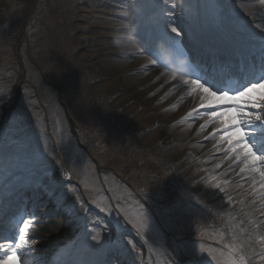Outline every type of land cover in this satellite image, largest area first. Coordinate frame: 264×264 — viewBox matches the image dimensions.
I'll return each instance as SVG.
<instances>
[{
    "label": "rangeland",
    "instance_id": "rangeland-1",
    "mask_svg": "<svg viewBox=\"0 0 264 264\" xmlns=\"http://www.w3.org/2000/svg\"><path fill=\"white\" fill-rule=\"evenodd\" d=\"M155 1H141L142 9L152 7ZM106 2L0 0V173L9 167L19 170L8 176L6 183H13L26 172L27 177L43 176L44 181H52L64 194L67 188L69 201L76 199L93 221L87 228L90 232L98 229L108 236L132 232L131 237L119 238L123 248L128 246L141 264H256L263 254L243 253L237 243L235 228L240 219L236 221L235 211H261L263 201L256 203V197L264 194V180L254 185L242 171L233 180L221 179L219 170H212L211 164L202 165L204 157L192 153L194 142L190 140L184 143L190 149L184 151V156H189L176 157L173 165L168 164L167 147L160 145L163 141L168 146L178 141L174 134L171 139L166 137L164 131L156 136L157 149L139 144L136 136L141 140L145 128L159 119L145 121L152 112L129 102L133 92H124L127 98H121L122 107L111 108V99L119 100L124 86L119 80L109 83L111 76L96 67V48H89L91 42L101 40L118 45L125 36V48L132 45L134 52H141L142 44L139 47L135 39L140 33L137 29L134 32L130 28L125 34L109 25L116 18L111 17L112 8ZM118 2L124 7V1ZM192 7H186L188 15L193 16L187 31L197 36V25L205 23L202 10L195 12L196 7ZM214 9L222 23L227 16L218 4ZM161 26L170 31L174 27L163 25L162 20ZM161 26L160 32L165 35ZM180 36L176 40L185 39ZM137 55L135 59H152L146 53ZM101 56L107 61L117 58L109 51ZM147 67L155 70L151 65ZM167 93L159 97L171 99ZM141 115L144 128L130 129V119ZM213 140L208 138L205 144ZM222 142L224 147L227 140ZM211 150L213 159L234 155L233 151ZM260 164L264 171V163ZM176 169L183 170V174ZM63 172L68 174L67 180ZM27 207L28 203L22 206L25 212ZM58 218L51 216L54 221ZM257 218L264 219L261 214ZM7 220L0 223V228ZM97 220L104 229L95 226ZM243 232L241 241L247 244ZM260 232L264 238V225ZM110 260V264H117Z\"/></svg>",
    "mask_w": 264,
    "mask_h": 264
},
{
    "label": "bare ground",
    "instance_id": "bare-ground-1",
    "mask_svg": "<svg viewBox=\"0 0 264 264\" xmlns=\"http://www.w3.org/2000/svg\"><path fill=\"white\" fill-rule=\"evenodd\" d=\"M118 1H124V7L121 8L122 3ZM141 1L144 0H107L106 5L111 6L112 8L111 13L113 15H111V17L116 18V20L114 19L115 21L109 25L114 28L119 27L122 32L127 34L130 28L135 29L138 27L139 23H142V29L137 30L141 33L144 30V27L148 28V26L153 25V19H155V17H159L160 21L162 20L163 25L167 27L174 26L177 27V29L179 28V31L182 33L180 37H185L183 40L185 44L188 43L191 46H197V44L192 43L191 41L196 39L193 38L194 36H191L189 31H187V22H189V19L191 20L193 16L188 17L186 7L193 6L196 7H192L195 12L199 9L202 10L203 22L209 29L208 34L205 36H199L200 39L205 42L203 47L200 49L201 51L199 50V53L205 55L222 52L227 63H230L228 60L232 57L229 56V53H224L223 49L227 46L238 47L239 45L240 47H249V44H257L248 38L249 32L251 31L249 25L253 22V19L255 23L264 25V6L259 5L258 0H211L209 2H206V0H156L154 5L152 7H148V9H142ZM183 3H185V7H183ZM215 4H218L220 7L221 5H226L230 18L227 17L225 20H222L221 23V19L217 17V13L214 9ZM118 9L120 10L118 11ZM212 10H214V12ZM249 12L260 14L253 17L247 14ZM190 14L192 13L190 12ZM226 15H228L227 12ZM231 15L234 16V18H232ZM197 27L199 28L198 25ZM94 30L96 31L97 28ZM165 30L167 38L171 37L173 40L177 39L175 34L169 29ZM240 30L244 31L243 38L237 37ZM157 32L158 31L152 26L151 33L156 35ZM218 32L223 35L226 34V37H218ZM147 34L148 32L145 33V36ZM127 38L128 37L123 36V38L119 41L121 44L118 45L108 43L105 40H101L97 43L91 42L89 44V48H96V52L98 54L95 58L96 67L99 68L102 73H106L111 76L109 83L113 84V80H119L120 82L118 83H120L121 87L124 86L122 90L123 93H120L121 96L119 100H116L115 98L111 99V101H113L111 102V108L117 109L122 107L121 98H127V93L124 92H133V98L130 99L129 102L134 101V104H141L144 108H150V111L152 112V115L145 118V121H148L149 119L154 120V118L159 119L145 128V130H147H144L141 140L140 136H136L139 139V144L147 145V147L152 145L154 149H157V145L154 146V144L157 143V140L155 142L156 136L161 131H164V135L166 137L171 139L174 134L173 137L177 138L178 141H173L174 143L170 146L165 144L166 142L164 143L163 141L160 145L163 148L167 147L165 153H169L165 158L169 159L170 163L168 164L173 165V161H175L176 157H181V159H183L189 156H184V151L190 150L185 148L187 146L184 147V143L187 140H190L194 142L192 145L193 148H191L192 153H196L197 156L204 157L202 158V165L209 167L211 164L212 170H219L221 173V179L233 180L239 177V171L244 169L242 172L246 174L245 176H247V180L250 183L257 185L260 180H264V171L261 169L262 165L260 162L256 164V168L253 170L251 164L244 159V156L239 152V149L234 152V155L232 153H228L231 152V148L227 142H225V146L223 147V142L220 139L222 133L219 134V131H217L214 135H210L213 133L214 129H220L223 126L219 123V121L209 122V117L206 116L204 112L219 109L199 108L201 103V94L198 91L192 92L190 85L183 84V79L176 78L173 80L172 77L168 76L165 78L161 75L162 71L159 68H155L154 71H149L147 66L150 64L147 60L143 57L142 59H135L139 53L134 52V46L131 45V47L128 48L129 50L125 48ZM146 38H149V36ZM219 45L220 49H218ZM259 48H257V51L261 54V56L255 55L254 59L256 62L262 64L264 63V51ZM107 51H109L113 56L121 59L116 58V60L109 59L107 61L106 59L101 58V55ZM171 52L167 54L166 58L174 60L175 55ZM240 53V51H237L238 58H241L242 60L244 59L247 62L251 61L248 55ZM211 61V63H214L213 60ZM130 81L134 82L129 84ZM147 82H149L150 85H145ZM117 84L116 87L118 86ZM165 91H168V93ZM163 93L169 94L171 99H168L167 97H159ZM193 109H196V111H193ZM190 112L192 114L189 116L188 114ZM130 116H128L127 119ZM141 118H143L142 115L140 117H132L130 119L131 123L129 124L130 129L137 131L144 128L145 123L143 125ZM225 119H227V117H225ZM202 124H207V127L203 130H201L200 127ZM171 125L173 126L171 127ZM208 138H210V140H214L205 144V142L208 141ZM210 150L211 153H217L224 150V152H227L229 155L227 158L220 156L213 159L210 157V155H212L209 154ZM217 165H219V167H217ZM10 168L11 167H9L0 177V181L4 180L8 176ZM14 171L15 170H12L11 172ZM175 171L183 174V170L181 169H176ZM214 173H216V171ZM23 174L26 176V173ZM56 182L60 183L57 179ZM7 184L11 183L9 182ZM7 184L5 183L3 186H6ZM64 189L66 194L67 188ZM33 190H35V193L37 194H42L41 200H44L48 206L41 210L39 221H42V223L37 225L36 230L33 233V235L38 237L37 242L35 244L29 243L26 248L22 249L25 254V260L28 258L29 263L32 264H65L67 259L62 254L64 251L75 252L76 258L73 260L72 264H91V261H95L99 264L101 260L105 259V250L114 240L112 241L107 234L96 229L92 232L90 237H88L85 243L80 242L81 238H79V236L81 235V232H84L85 234L86 229L83 225V219L81 220L80 218L81 215L84 214V209L78 206V201L76 199L71 203L68 195L66 194V197L52 181L46 179L45 181L42 179L40 180L37 179L36 176H29V178H27V182L25 183V188L18 191V193L25 192L30 198L36 199L34 193L32 192ZM5 194L6 192L4 189L0 187V199L2 198L3 200L6 198V201L2 204H11V202L15 201L13 204L15 205L14 207L17 206V209L20 211V215H25L24 209H20L22 203L15 200L17 194L11 197H6ZM260 194H262V191ZM256 199V203L263 201L261 204V211L256 212L251 208L247 210V212L236 209V221H239L240 219V223L239 227L235 228V231L237 243L239 244L240 242L239 245L242 247L244 254L249 251H253V255L258 253H262L264 255V238H262V233L260 232V229L264 224L259 225L260 222L262 223L264 221V219L262 221V219L257 218L260 214L261 218H264V194L257 196ZM247 206L248 205H246V209L248 208ZM55 209H60L59 213L60 216H62V219L55 221V224L44 222V217L48 218L47 216L52 215L55 212ZM246 209L244 208L243 210ZM1 210L2 209H0V219L3 218V216H1ZM44 213H46L45 216H43ZM88 219L89 218H87V221ZM89 222L91 224L90 219ZM75 226L80 227L77 229ZM255 226H257V228L253 230ZM242 230H244L243 237H248L247 240L249 242L247 244H244L241 241ZM258 235H260V240L254 243L253 239ZM120 242L122 241H117L118 244H121ZM92 243L93 245H90ZM71 244L75 246H71ZM41 245H43L42 247H45L47 251L50 250L48 251L49 258L47 259V262L39 259L38 248ZM247 257L249 258V256ZM254 257L255 256L251 259ZM77 258H80L81 260L78 261ZM110 259H113L116 263L121 264H134L136 262L135 259L128 254V252H122V249L120 252H117L115 256H110ZM259 259L260 264H264V256Z\"/></svg>",
    "mask_w": 264,
    "mask_h": 264
},
{
    "label": "snow or ice",
    "instance_id": "snow-or-ice-1",
    "mask_svg": "<svg viewBox=\"0 0 264 264\" xmlns=\"http://www.w3.org/2000/svg\"><path fill=\"white\" fill-rule=\"evenodd\" d=\"M258 4L264 6V0H258ZM247 14L254 17L260 13ZM249 27L251 31L248 38L256 42L264 51V25L255 23L253 19ZM171 32L176 36L181 35L177 27H171ZM148 63L155 65L158 60L153 56ZM172 79L175 80L176 77L173 76ZM183 84L190 85L192 92L198 91L201 94L199 108L219 109L207 112L209 122L219 121L223 126L214 129L210 135H214L217 131L221 132L220 139L227 140L231 151L236 152L239 149L253 170L258 162L264 163V63L261 64L258 72L245 77V80L232 91L217 89L211 82H206L199 76L195 78L189 76L183 80ZM191 114L190 112L188 115ZM200 127L203 130L207 124H202ZM215 187L219 188V185ZM220 191H223V188H220ZM39 223L42 221L37 219L35 213L19 215L13 219L8 234L0 233V264H25V254L22 249L29 243L37 242L38 237L33 233Z\"/></svg>",
    "mask_w": 264,
    "mask_h": 264
}]
</instances>
